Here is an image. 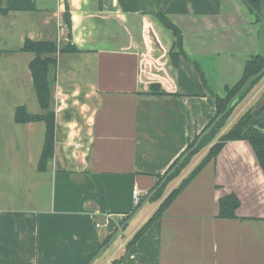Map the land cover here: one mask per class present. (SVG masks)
I'll list each match as a JSON object with an SVG mask.
<instances>
[{
  "label": "crops",
  "instance_id": "obj_1",
  "mask_svg": "<svg viewBox=\"0 0 264 264\" xmlns=\"http://www.w3.org/2000/svg\"><path fill=\"white\" fill-rule=\"evenodd\" d=\"M259 8L260 17L244 0H0V264H97L118 237L124 242L99 264H264V173L245 139L226 141L128 250L135 228L130 238L123 233L215 142L150 198L215 115V95L241 78L251 56L264 57V0ZM161 10L181 33L175 62ZM26 39L77 48L58 52L51 71L54 154L45 171L44 121L15 119L19 106L44 113L33 55L20 50ZM263 94L264 75L222 133L233 111L232 121ZM228 194L239 205L219 216Z\"/></svg>",
  "mask_w": 264,
  "mask_h": 264
},
{
  "label": "trees",
  "instance_id": "obj_2",
  "mask_svg": "<svg viewBox=\"0 0 264 264\" xmlns=\"http://www.w3.org/2000/svg\"><path fill=\"white\" fill-rule=\"evenodd\" d=\"M250 5L252 10L260 17L259 0H244ZM64 21L66 27L70 28V18L67 10L64 12ZM159 21L167 28H170L174 34L172 51L170 53L173 62L177 56L183 53L182 37L179 29L169 21L163 11L157 13ZM21 51L29 52L33 55L29 63V69L32 77L33 88L37 96L40 107L44 110L42 114H29L24 107L15 109V119L17 122H27L42 120L45 123L46 130L41 155L39 158L38 169L45 171L54 154V132L55 120L54 111L51 109L52 102V79L51 71L56 65V54L58 52H75L77 48L70 44L59 47L56 40H30L26 39L20 47ZM1 53V52H0ZM202 82L206 89L207 83L202 71L199 69ZM264 75V57L260 55L251 56L245 63L241 78L232 86L225 88L223 96L215 95L216 113L209 123L201 131V135L196 138L181 152V154L167 167L163 175L158 177L154 186L157 188L150 198L157 200L161 197L166 183L177 177L183 167H185L190 157L199 150L206 147L215 138V142L209 147L201 161L189 172V174L172 189L158 204L156 210L133 234L131 239L125 244L126 250L144 234V232L158 219L168 204L180 193L191 179L201 170L206 162L214 158L228 140L245 139L249 142L253 153L258 161L260 168L264 173V105L254 111L249 107L232 126L222 133L223 128L228 122L234 106L243 100L254 88L257 81ZM160 86L151 85L150 92L153 94H165L160 91ZM140 201V200H139ZM239 201L234 194H228L218 200V215L231 217L238 207ZM109 240V238H108ZM107 240V241H108Z\"/></svg>",
  "mask_w": 264,
  "mask_h": 264
},
{
  "label": "rangeland",
  "instance_id": "obj_3",
  "mask_svg": "<svg viewBox=\"0 0 264 264\" xmlns=\"http://www.w3.org/2000/svg\"><path fill=\"white\" fill-rule=\"evenodd\" d=\"M56 43H57V45L59 46V47H62V46H64V45H66V43H68L67 41H65V40H62V39H60V40H56ZM244 99V98H243ZM255 103L256 102H254L253 103V105H255ZM252 105V106H253ZM245 106L246 105H244L243 107L245 108ZM251 106V107H252ZM242 107V108H243ZM248 109V106L246 107V110ZM238 112V110H235V111H233V113H232V116H231V118H230V122H235L236 121V119H234L233 121H232V118L235 116V114ZM243 112H245L244 110H243ZM243 114V113H242ZM154 205V203H153V201L149 204V206L143 211V212H141L140 214H138L137 215V217L131 222V223H129L128 225H126V227L124 228V231H123V233H124V239H126L127 237L128 238H130V234H131V232L133 231V228H135V232L141 227V225L148 219V216L150 215V214H152L153 213V210H152V206ZM151 216V215H150ZM149 216V217H150ZM134 232V233H135ZM121 238V239H120ZM119 240H121V242H124V241H122V237H118L113 243H112V246H111V248H109V249H106V251L104 252V253H102V255L99 257V259H98V262H97V264H99V263H101V262H103L105 259H106V257H107V255H109V253L116 247V245H117V243L119 242ZM126 257L127 256H124V258L126 259Z\"/></svg>",
  "mask_w": 264,
  "mask_h": 264
},
{
  "label": "built area",
  "instance_id": "obj_4",
  "mask_svg": "<svg viewBox=\"0 0 264 264\" xmlns=\"http://www.w3.org/2000/svg\"><path fill=\"white\" fill-rule=\"evenodd\" d=\"M132 195L133 198L136 202H138L140 200V191L138 190V188L136 186L133 187L132 189ZM122 246V243L119 244V247Z\"/></svg>",
  "mask_w": 264,
  "mask_h": 264
},
{
  "label": "water",
  "instance_id": "obj_5",
  "mask_svg": "<svg viewBox=\"0 0 264 264\" xmlns=\"http://www.w3.org/2000/svg\"><path fill=\"white\" fill-rule=\"evenodd\" d=\"M264 105V94L256 101L255 105H253L252 111L262 107Z\"/></svg>",
  "mask_w": 264,
  "mask_h": 264
}]
</instances>
